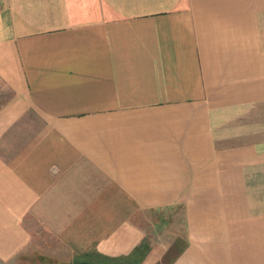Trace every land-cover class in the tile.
<instances>
[{
  "label": "crops",
  "instance_id": "1",
  "mask_svg": "<svg viewBox=\"0 0 264 264\" xmlns=\"http://www.w3.org/2000/svg\"><path fill=\"white\" fill-rule=\"evenodd\" d=\"M167 208L182 235L148 237ZM141 241L264 264V0H0V264Z\"/></svg>",
  "mask_w": 264,
  "mask_h": 264
},
{
  "label": "rangeland",
  "instance_id": "2",
  "mask_svg": "<svg viewBox=\"0 0 264 264\" xmlns=\"http://www.w3.org/2000/svg\"><path fill=\"white\" fill-rule=\"evenodd\" d=\"M138 219L140 223L146 228V234L148 237L151 236H160V237H166L169 239L170 237H173V233H178L180 236L182 235V213L180 208L175 209H163V210H141L138 211ZM162 221H165L164 223H161ZM160 225H158V224ZM53 259H56V257H52ZM21 264H37V261L35 258H28L24 257L21 258ZM60 262L69 261L70 257L61 256V258H57ZM78 259L80 257H75L74 260L68 262V264H72L73 261L78 262ZM17 260V258L15 259ZM51 261H49L50 263ZM12 264V263H9ZM48 264V263H46Z\"/></svg>",
  "mask_w": 264,
  "mask_h": 264
},
{
  "label": "trees",
  "instance_id": "3",
  "mask_svg": "<svg viewBox=\"0 0 264 264\" xmlns=\"http://www.w3.org/2000/svg\"><path fill=\"white\" fill-rule=\"evenodd\" d=\"M147 248V243L145 241H141L131 250L128 255L110 258L112 259L111 264H137L139 259H141V257L144 255ZM99 264H106V262Z\"/></svg>",
  "mask_w": 264,
  "mask_h": 264
},
{
  "label": "water",
  "instance_id": "4",
  "mask_svg": "<svg viewBox=\"0 0 264 264\" xmlns=\"http://www.w3.org/2000/svg\"><path fill=\"white\" fill-rule=\"evenodd\" d=\"M74 264H91L89 261H78L75 262Z\"/></svg>",
  "mask_w": 264,
  "mask_h": 264
}]
</instances>
